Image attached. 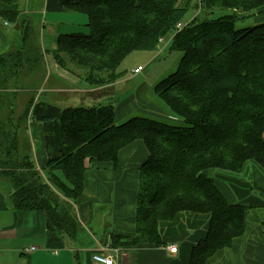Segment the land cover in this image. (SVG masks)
I'll return each mask as SVG.
<instances>
[{
	"label": "trees",
	"instance_id": "trees-1",
	"mask_svg": "<svg viewBox=\"0 0 264 264\" xmlns=\"http://www.w3.org/2000/svg\"><path fill=\"white\" fill-rule=\"evenodd\" d=\"M204 1L201 12L208 4L209 17L199 20L197 15L175 35L170 51L183 57L176 72L155 88L182 125L145 118L117 125L112 106L63 109L45 101L30 102L16 119L13 135L6 128L12 113L5 124L0 119V180L10 183L12 210L42 214L48 231L73 243L79 221L72 203L84 193L86 171L96 161L116 166L121 150L140 140L149 156L140 168L135 236L113 235L114 247L163 246L160 222L182 212L210 215L208 234L193 247L190 264H206L244 234L248 206L229 203L208 172L240 174L251 161L264 170V23L236 26L263 13L264 0ZM0 2L11 5L13 0ZM179 2L48 0V11L86 16L89 31L61 34L53 56L60 66L67 56L91 77L105 73L108 82H116L127 57L156 51L160 39L186 20L188 9ZM215 10L232 14L211 18ZM0 17L12 23L18 19L15 12L1 10ZM31 31L29 26L23 30L22 49L0 55V83L30 60L25 55L29 40L32 46ZM30 117L43 126L48 181L31 149L18 144L21 124Z\"/></svg>",
	"mask_w": 264,
	"mask_h": 264
},
{
	"label": "crops",
	"instance_id": "crops-1",
	"mask_svg": "<svg viewBox=\"0 0 264 264\" xmlns=\"http://www.w3.org/2000/svg\"><path fill=\"white\" fill-rule=\"evenodd\" d=\"M34 1L13 0L11 5L0 2V10L13 12L21 5L29 8ZM47 2L48 0L36 1L38 6L31 13L42 15L41 19L47 21L48 26L44 22L42 26L35 17L34 23L41 25L43 33L49 31L57 48L59 36L70 34L65 31L73 30L75 20L79 24H84L85 21L80 16L83 14L69 10L48 11ZM48 15L51 20H48ZM64 18L70 19L66 26L61 23ZM194 18L184 22H191ZM2 20L4 23H1ZM14 23L16 33L21 34L23 41V27L19 30L18 19ZM7 26L9 22L0 17V55L11 51L8 48L7 35L14 32L6 30ZM170 34L173 35L165 45L150 52L152 55L147 54L150 58L146 64L138 62L130 75L120 72V78L116 82H107L101 86L91 87L87 79H78L57 63L51 62L50 67L55 78L59 84L65 85L63 90L66 86L70 88L65 93L56 89L63 93L60 96L64 95L60 97L62 102L51 99L48 102L63 109L112 106L117 125L132 118L182 125L183 120L155 92L159 83L176 72L183 57L179 56L174 68L158 71L161 60L170 54L168 52H172L170 47L175 34ZM138 67H143L144 70L134 74ZM153 71L157 73L155 79ZM56 99L58 98L54 100ZM27 126L31 134L30 146H35L31 149L32 160L42 177L48 181V176L45 177L48 170L43 126L29 119ZM148 156L144 142L137 140L121 150L116 166L111 162L96 161L91 164L85 174L84 193L72 203L79 221L77 238L73 243L48 231L42 214L12 210L7 201L8 193L0 190V264H96L93 255L112 248L116 249L112 254L117 257L118 264H190L193 247L208 234L209 214L182 212L170 221H161L159 231L164 242L161 247L146 244L137 247H114L111 244L113 235L128 238L135 236L140 168ZM208 174L229 203L248 206V210L245 214L244 234L233 240L231 248L218 251L206 264H264V170L251 161L240 174L215 170ZM57 193L63 199L62 192ZM171 245L178 246L176 254L169 253L168 248ZM32 247L36 250L31 251ZM25 249L30 252H25Z\"/></svg>",
	"mask_w": 264,
	"mask_h": 264
},
{
	"label": "rangeland",
	"instance_id": "rangeland-1",
	"mask_svg": "<svg viewBox=\"0 0 264 264\" xmlns=\"http://www.w3.org/2000/svg\"><path fill=\"white\" fill-rule=\"evenodd\" d=\"M35 0L32 2V5L28 7L19 6L17 10H14L18 17V28L19 30H27L28 26L33 29V36L31 34L32 46L30 44V40L28 41L29 53L25 55V58H29L30 60L24 59L21 62V66L17 69L12 70V74H8L7 82L2 84L0 83V119L5 124L7 121L6 118L12 113L11 120L7 122L6 128L10 129V133L13 135V127L17 123L16 119L19 116L23 115L27 107L30 105L31 101L35 103L39 101L48 102L50 99L55 102H62L60 96L63 93L57 92L56 89L63 90L62 84H59V81L55 78L52 67H50L51 62L57 63L53 53L55 51V42L53 38L50 36L49 31L43 33V29H41V25L43 26V22L45 26H48L47 21L41 19L42 15H33L31 12L38 5ZM206 1V0H205ZM204 1V2H205ZM179 6L182 8H187V16L186 20H189L198 15L199 20L209 17L208 10H210L209 5L207 4V8H205L204 12H201V0H180ZM263 13H255L254 16L246 17L237 21V28H245L251 27L255 25H259L264 23V11ZM232 14L229 10H215L210 15L211 18L218 19L221 16ZM83 17L85 21L84 24H79L77 20L73 22V30H66L68 33H88V28L85 26L87 23V18L84 15H80ZM35 17L38 22L41 24L36 25L34 23ZM48 20L50 19V15H48ZM1 23H4L2 20ZM63 26H66L70 23V19L64 18L61 20ZM7 24V22L5 23ZM5 28V27H4ZM8 31L14 32V34L7 35V42L11 51H17L22 49L24 43L22 41V36L20 33H16L15 23L9 22V26L5 28ZM46 29V27H45ZM173 34L167 35L165 37L164 43H160L159 47L161 48L163 45L167 43L168 40L172 37ZM53 46H51V44ZM34 49V50H33ZM54 49V50H53ZM165 58L161 60V64L158 66V71H167L169 68H174L179 60V56L182 57L183 53L178 51L168 52ZM150 52H138L130 55L121 65L119 71L126 72L128 75L131 74V70L133 69L136 63L146 64L147 59L150 58ZM152 55V54H151ZM65 66L57 65L65 70L68 73L72 74L76 78H85L88 80V83L91 87L101 86L103 84H107L108 75L105 73H94L93 76L89 74V72L85 71L83 68L78 67L75 63H73L69 57L64 56ZM177 68V67H176ZM82 70V71H81ZM154 70V69H153ZM157 71V72H158ZM157 73L153 71V79H155ZM143 77V75H142ZM140 78V77H139ZM137 82V81H136ZM153 84V82H150ZM136 87L135 83H132ZM132 86V88L134 87ZM76 87V85H75ZM74 87V88H75ZM69 87L66 86L63 92ZM72 88V87H71ZM77 89V88H76ZM56 91V92H55ZM55 98H58L54 100ZM31 115V114H30ZM29 120H32L31 117ZM34 121V120H32ZM11 122L13 125L9 124ZM28 122V120H27ZM27 122L22 123L20 127V134L18 135L19 145L24 146L26 149H34L35 146H30L31 142V134L30 129L27 126ZM36 122V121H35ZM168 123V122H167ZM170 123V122H169ZM26 136V137H25ZM26 140H25V139ZM31 151V150H30ZM59 173L58 175H60ZM49 176V173H45V177ZM61 176V175H60ZM63 178V177H62ZM0 190L5 193L11 190L10 183H3L0 180ZM25 252H30L24 250Z\"/></svg>",
	"mask_w": 264,
	"mask_h": 264
},
{
	"label": "built area",
	"instance_id": "built-area-1",
	"mask_svg": "<svg viewBox=\"0 0 264 264\" xmlns=\"http://www.w3.org/2000/svg\"><path fill=\"white\" fill-rule=\"evenodd\" d=\"M190 22L186 23L184 21L180 22L177 24V26L175 27V29L172 31L175 35L182 31ZM165 38L160 39L159 44L160 43H164ZM144 70L143 67H138L134 70V74H139ZM36 250L35 247L31 248V251ZM110 251V253H109ZM169 253L171 254H176L178 251V246L176 245H171L168 248ZM112 252H116V249L112 248V250H101L99 253H95L93 255V261L96 264H118L117 263V257L112 254Z\"/></svg>",
	"mask_w": 264,
	"mask_h": 264
}]
</instances>
